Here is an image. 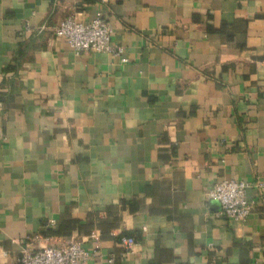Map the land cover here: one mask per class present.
<instances>
[{"label": "crops", "instance_id": "1", "mask_svg": "<svg viewBox=\"0 0 264 264\" xmlns=\"http://www.w3.org/2000/svg\"><path fill=\"white\" fill-rule=\"evenodd\" d=\"M97 12L127 61L53 33ZM224 179L264 180V0H0V264H264V193L234 221Z\"/></svg>", "mask_w": 264, "mask_h": 264}, {"label": "built area", "instance_id": "2", "mask_svg": "<svg viewBox=\"0 0 264 264\" xmlns=\"http://www.w3.org/2000/svg\"><path fill=\"white\" fill-rule=\"evenodd\" d=\"M53 33L77 54L96 51L127 61L125 47L113 41V28L100 12L89 21L68 16L53 27ZM249 188H255L259 194H263L264 180L224 179L210 189L208 196L220 203L225 217L244 223L254 206V201L247 198ZM93 235L97 237L96 234ZM31 240L40 241L41 238L35 235ZM121 241L127 251L132 250L136 244L133 236L122 237ZM91 256V251L85 249L79 241L62 246L49 243L36 249H27L10 264H83ZM112 261L113 257L109 259V262Z\"/></svg>", "mask_w": 264, "mask_h": 264}]
</instances>
